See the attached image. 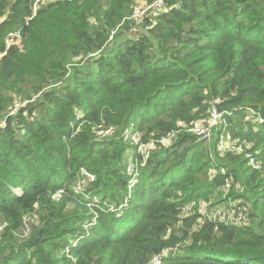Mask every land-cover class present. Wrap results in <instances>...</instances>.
Here are the masks:
<instances>
[{
	"label": "trees",
	"instance_id": "obj_1",
	"mask_svg": "<svg viewBox=\"0 0 264 264\" xmlns=\"http://www.w3.org/2000/svg\"><path fill=\"white\" fill-rule=\"evenodd\" d=\"M139 1L0 0V264H264V0Z\"/></svg>",
	"mask_w": 264,
	"mask_h": 264
},
{
	"label": "built area",
	"instance_id": "obj_2",
	"mask_svg": "<svg viewBox=\"0 0 264 264\" xmlns=\"http://www.w3.org/2000/svg\"><path fill=\"white\" fill-rule=\"evenodd\" d=\"M42 2H52L55 0H41ZM34 8H36V4L34 6ZM164 8V0H153L150 4L145 3L144 1H139L137 4L134 5L132 13H131V17L133 20L135 19H140L142 18L147 11H151V10H160ZM115 32V30L112 31V34ZM112 37V35L110 36V38ZM19 39V33L18 31L16 32H12L9 34V37L7 39V45L12 44L14 42H16ZM20 103V102H16L14 105V108L12 111L15 110L16 108V104ZM247 120H251L253 122H258V123H263L264 122V114H261V112L255 111V110H251L248 112L247 116H246ZM209 120H212L214 123H211V125H215L218 128L222 127V123L224 122L223 118H222V113L217 112V110L215 109V107H211L210 108V115H209ZM202 128H199V127ZM205 126H209V123L204 120H198L194 123V126L189 130H191L194 134L202 137V138H206L208 137L209 133L208 130ZM99 135L101 134V131H98ZM137 134L134 132L133 135L131 136L132 141L135 144H139L138 142V136L136 138ZM170 136V135H169ZM169 136L167 139H169ZM174 135H171V139L173 140ZM167 139H164V141H167ZM153 146V144L147 143L144 145H138V151L141 153V155L143 157H146L150 148ZM244 146H248V144L243 141L242 143L237 142L236 139L231 138L230 134L228 132H226L225 136H221L218 138V142H217V150L219 151L220 155H223L225 152H232V153H242L244 150ZM245 157H247V161L248 164L254 168V169H261V163L257 160V158L255 157V155L253 153H244ZM136 169V168H135ZM84 173L85 176H87L90 180L93 179V176L90 173H87L85 171H82ZM136 173V171H135ZM215 172L212 173L211 176H214ZM79 182L77 183L80 185L84 184V180L80 179L78 180ZM226 187H229V182L226 181L225 183ZM193 204V202L188 203L184 208L183 211L185 214H189V212L191 211V205ZM222 210H226L227 213L226 214H221L219 216V220H228L231 222H241L242 218H243V214L242 211L240 209L239 206H237L236 204H232L230 205L229 210L227 209H222ZM219 210L216 211V209L212 210L209 214H208V218H212L216 217V213L219 212ZM199 212H203V208L201 207L199 209ZM161 257L156 256L152 259V264H161Z\"/></svg>",
	"mask_w": 264,
	"mask_h": 264
},
{
	"label": "rangeland",
	"instance_id": "obj_3",
	"mask_svg": "<svg viewBox=\"0 0 264 264\" xmlns=\"http://www.w3.org/2000/svg\"><path fill=\"white\" fill-rule=\"evenodd\" d=\"M14 32H16V31H14ZM0 55H1V54H0ZM20 104H21V103H17V104H16V105H17L16 107L20 106ZM14 106H15V105H14ZM13 108H14V107H13ZM12 110H13V109H12ZM210 122H211V123H214L212 120H209V126H208V127L205 126V127L207 128L208 133H209L208 137H210V135L212 134L211 137H210V138H212V137L215 136L216 132H215V127H214L213 130H212V128H211L212 126H215V125H211ZM214 124H215V123H214ZM199 128H202V127L200 126ZM132 130H133V129L130 130V132H129L130 134H132ZM171 135H172V134H171ZM171 135L169 136V139H167V141H164V142H163L164 145H168V144H169L168 142H169V141H172V139H171ZM136 138H137V136H136ZM128 170H129V171H130L135 177L138 176V174L135 173V171H137V170L135 169V166H134L133 163H130V164L128 165ZM229 187H230V186H229ZM224 191H225V193H226L227 189H224ZM235 202H236V201H234V200L231 201V199H229L227 203H228L229 206H230V205H232V204H236ZM219 206H221V207L224 206V207H225V206H226V203H221V204H219Z\"/></svg>",
	"mask_w": 264,
	"mask_h": 264
}]
</instances>
